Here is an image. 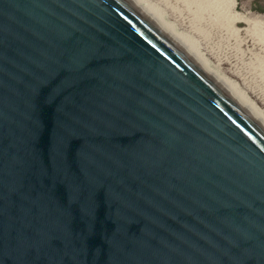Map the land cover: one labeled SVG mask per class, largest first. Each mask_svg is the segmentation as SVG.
Instances as JSON below:
<instances>
[{"label": "water", "instance_id": "water-1", "mask_svg": "<svg viewBox=\"0 0 264 264\" xmlns=\"http://www.w3.org/2000/svg\"><path fill=\"white\" fill-rule=\"evenodd\" d=\"M0 264H264V132L125 0H0Z\"/></svg>", "mask_w": 264, "mask_h": 264}, {"label": "rangeland", "instance_id": "rangeland-1", "mask_svg": "<svg viewBox=\"0 0 264 264\" xmlns=\"http://www.w3.org/2000/svg\"><path fill=\"white\" fill-rule=\"evenodd\" d=\"M174 32L189 41L219 75L232 82L236 89L264 115V51L258 49L245 33L248 27L235 22L242 42L238 45L233 29L215 18L207 8L209 0H144ZM201 1V0H200ZM206 1V2H205ZM233 10L249 18L264 19V12L254 9L264 0H234ZM189 6V7H188ZM214 16V17H213ZM221 19V18H220ZM187 41V42H188ZM259 53V54H256Z\"/></svg>", "mask_w": 264, "mask_h": 264}, {"label": "bare ground", "instance_id": "bare-ground-1", "mask_svg": "<svg viewBox=\"0 0 264 264\" xmlns=\"http://www.w3.org/2000/svg\"><path fill=\"white\" fill-rule=\"evenodd\" d=\"M140 15H142L156 30L160 32L170 43H172L184 56H186L228 99H230L239 109H241L251 120H253L264 132V115L261 114L242 94L235 88L230 80L219 75L211 68L208 62L197 53L196 49L189 46V41L179 37L169 24H167L159 14L155 13L154 8L144 0H125ZM188 1V0H187ZM206 5L210 12H215V18L222 20L225 25L233 29L234 36L238 45L243 41L235 28V22L247 24L245 33L258 49L264 51V19L249 18L248 16L233 10L234 0H209ZM194 2V0H193ZM196 2V0H195ZM198 2V1H197ZM196 2V3H197ZM200 2H203L202 0ZM206 2V1H205ZM204 3V2H203ZM201 8H206L201 3ZM189 7V6H188ZM214 17V16H213ZM221 18V19H220ZM259 54V53H256Z\"/></svg>", "mask_w": 264, "mask_h": 264}, {"label": "trees", "instance_id": "trees-1", "mask_svg": "<svg viewBox=\"0 0 264 264\" xmlns=\"http://www.w3.org/2000/svg\"><path fill=\"white\" fill-rule=\"evenodd\" d=\"M257 1V0H256ZM254 9L259 12H264V5H261L257 2V4L254 6Z\"/></svg>", "mask_w": 264, "mask_h": 264}]
</instances>
